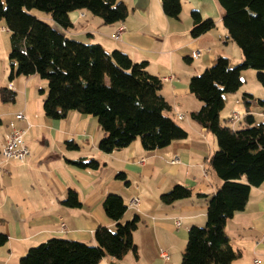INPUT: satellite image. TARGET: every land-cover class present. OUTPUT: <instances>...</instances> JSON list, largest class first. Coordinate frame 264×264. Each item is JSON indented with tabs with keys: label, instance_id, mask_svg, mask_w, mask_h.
<instances>
[{
	"label": "crops",
	"instance_id": "1",
	"mask_svg": "<svg viewBox=\"0 0 264 264\" xmlns=\"http://www.w3.org/2000/svg\"><path fill=\"white\" fill-rule=\"evenodd\" d=\"M120 1L130 11L124 22L105 25L88 11H78L69 14L72 28L53 27L69 39L98 44L108 54L118 50L134 63L146 62L147 71L163 81L161 93L172 106L168 115L186 129L188 137L154 151L144 150L136 140L125 149L103 153L99 144L104 131L96 118L78 111H70L61 120L48 118L43 108L48 94L45 81L38 76L10 79V33L8 42L0 33V89L17 94L13 104L0 101V150L12 128L21 126L31 152L25 164L10 162L0 171V234L9 239L0 247V264H20L31 248L53 238L96 245L94 234L99 226L116 230V223L103 209L110 194L125 201L123 223L135 215L141 218L133 235L137 256L133 252L122 259L107 256L99 264H180L189 230L207 222L209 200L222 185L208 170V160L218 146L215 136L191 119V113L203 104L190 92L189 84L219 57L227 58L233 67L232 57L242 63L243 53L231 45L223 25L225 11L218 0H181L179 19L166 16L161 0ZM193 11L214 20L216 27L193 38ZM48 16L36 17L48 21ZM224 101L225 107H233L239 95L224 96ZM18 113L24 114L25 122L17 121ZM259 113L263 118L264 111ZM68 142L77 147L70 148ZM175 157L179 163L173 165ZM92 159L100 163L99 169L77 164ZM121 173L125 179L118 177ZM176 185L192 189L193 195L164 204L162 195ZM70 190L77 193L80 208L64 204ZM135 199L138 204H133ZM225 234L238 255L232 264H264V184L252 189L246 209L228 220ZM162 252L168 253L169 260L162 258Z\"/></svg>",
	"mask_w": 264,
	"mask_h": 264
},
{
	"label": "trees",
	"instance_id": "2",
	"mask_svg": "<svg viewBox=\"0 0 264 264\" xmlns=\"http://www.w3.org/2000/svg\"><path fill=\"white\" fill-rule=\"evenodd\" d=\"M218 2L225 11L223 25L228 38L241 49L243 61L233 68L227 58L219 57L189 84L190 92L203 104L191 113V119L216 138L218 149L208 165L222 185L209 200L205 226L189 230L181 264H232L238 255L225 234L226 224L246 209L252 189L264 184V120L256 124L249 111L254 96H242L247 113L240 129L221 121L224 96L240 90L243 71L259 72L258 80L264 87V0ZM161 4L166 16L179 19L181 0H161ZM33 10L49 15L65 30L73 27L72 12L88 11L105 25H113L124 22L130 11L120 0H0V23L4 22L10 33V79L38 76L48 82L43 106L48 118L61 120L70 111L93 116L104 131L99 148L105 154L125 149L136 140L144 150L154 151L188 137L186 129L168 115L172 106L161 93L163 81L147 71L146 62L134 63L118 50L108 54L98 44L69 39L31 14ZM192 20L193 38L216 27L214 20L204 19L199 11L192 12ZM16 100V92L0 89L2 103ZM258 104L264 108L263 100ZM67 144L77 147L73 142ZM77 164L93 170L100 167L94 159ZM118 177L125 179V174ZM192 195V189L176 185L161 200L172 205ZM64 204L73 209L82 206L74 190ZM103 209L116 223V230L99 226L94 234L96 245L53 238L31 248L20 264H99L107 256L122 259L129 252L137 256L133 235L141 218L135 215L123 223L127 206L117 194L106 197ZM8 241L0 234V247Z\"/></svg>",
	"mask_w": 264,
	"mask_h": 264
},
{
	"label": "rangeland",
	"instance_id": "3",
	"mask_svg": "<svg viewBox=\"0 0 264 264\" xmlns=\"http://www.w3.org/2000/svg\"><path fill=\"white\" fill-rule=\"evenodd\" d=\"M31 14H33L35 16H44V17L48 16L47 14L39 12L37 10H33ZM48 17H50V16H48ZM50 21H52V22H50ZM44 22H46L47 24H49L51 26H53V24H55V23H53V20L51 18H50V20L44 21ZM0 30H1L0 33L4 36L5 41L8 42L9 41V37L7 36L8 31L5 27L4 22L0 23ZM115 39H116V36H115ZM231 45L234 46L235 49H238L234 42H231ZM230 48L228 50L229 53L231 52ZM6 49H7V45H6ZM231 60H232V64L235 63L234 65H232L233 68H235V67L239 66V64H241V63H238L237 61H235L236 59L233 57ZM258 74H259V72L255 71V70H251V69L243 71L241 74V79H242L243 85L240 88V90L237 93L225 95V96L239 95V101L234 102L233 107L226 106L224 108V110L221 112V119H222V122L224 124H226L230 127L236 128V129H240V127H241L240 124L237 123L235 125H232L227 121V119L231 117L233 112H237V113L239 112L241 114L242 120H243V117L247 113V106H246V104L242 98L243 94H245V93L254 95L255 100L251 101L252 104L250 106L249 111L252 115L255 116L256 124L259 125V124L263 123L264 119L260 117L259 112L264 111V108L259 106L258 100L264 101V87L262 86L261 82L258 80ZM39 79H41V78H39ZM41 81H45L47 88H48V82L46 80H42V79H41ZM208 170L212 173V175L216 176V174L213 172L211 167H209Z\"/></svg>",
	"mask_w": 264,
	"mask_h": 264
},
{
	"label": "built area",
	"instance_id": "4",
	"mask_svg": "<svg viewBox=\"0 0 264 264\" xmlns=\"http://www.w3.org/2000/svg\"><path fill=\"white\" fill-rule=\"evenodd\" d=\"M125 28L123 27L115 36L116 39H119L122 33L124 32ZM197 57H201L202 52L197 51L196 53ZM179 119H183L182 115L178 116ZM264 117V114H263ZM16 119L19 123L25 122L26 117L24 116L23 113H18L16 115ZM242 120L241 114L238 112H233L231 117L229 118L228 122L232 125H235L239 123ZM24 135H25V130L21 126H15L12 128L9 137L1 149V158L2 161L0 162V171L3 170V166L5 164H8L10 162H17L20 164H25L27 159L31 156V152L29 148L25 145L24 142ZM179 159L177 157L174 158L172 161V164H178ZM133 204H138V199H135L133 201ZM180 225V223H178ZM63 228H65V225H62ZM161 256L164 260H169L170 256L166 252H162ZM255 264H258L257 261H255Z\"/></svg>",
	"mask_w": 264,
	"mask_h": 264
}]
</instances>
